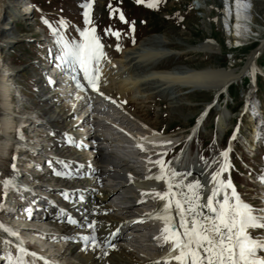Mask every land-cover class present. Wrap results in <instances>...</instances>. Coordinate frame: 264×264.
Listing matches in <instances>:
<instances>
[{"label": "bare ground", "instance_id": "bare-ground-1", "mask_svg": "<svg viewBox=\"0 0 264 264\" xmlns=\"http://www.w3.org/2000/svg\"><path fill=\"white\" fill-rule=\"evenodd\" d=\"M13 1L17 2L16 5L19 6L20 0H0V34L6 31L7 29H11V26L15 24L21 16L20 14H17L19 12L16 13V10L12 12L10 11L11 13H8L7 2H9V4H12ZM250 1L253 5V9L249 11H244V6L240 5V3H236V5H238V9L234 10V8H236L237 6H232L231 0H223L221 2L223 8L222 18L220 21L221 26H225V35L230 41L231 47L236 48L238 50H242L246 47L253 45L254 43H257V39L260 37L259 32L253 27V25H258L254 15L257 8L256 2L254 4L253 0ZM6 13L8 18L6 17ZM234 17H236V20L234 19ZM5 18H7L6 22H4ZM15 40L17 42L18 39ZM250 40H252V42H249ZM152 42L156 44L158 43L157 46H161L163 43H166L165 41H156L155 39L146 40L145 42L140 44V46H137L136 48L125 52L121 60L115 61L109 57L108 49L104 50L103 46H101L102 52L106 55L105 58H102L101 60L102 75L100 76L98 90H88L90 93V97H88V99H85L84 101L90 103L89 105L101 107L103 108V110L110 109L112 112L115 113V115H117L116 118L119 121H124V119H126L125 114H123L122 112L120 113V111H118L119 109L115 108V106L110 103V101L112 100L117 103V105L123 112L140 121L145 127H149L153 131H159V129L153 128L149 124L140 120V118L136 114L129 112L126 108V105L135 102L137 103L139 101L146 102L149 100H155L156 98H160L162 100L167 101L170 113L172 115L173 113L177 115V109H182V107H184L186 104L182 101V99H180L183 94L182 91H187L189 93L195 91L211 92L214 97L218 96L216 97L218 103L219 96L223 94V92L229 90V86H231L234 81V83L239 82V80H241L247 72V68L238 73L231 72L226 69H219L218 72H211L208 70L198 72L190 70L185 72L184 75H179L177 72L174 71L153 72V70L158 67V65L163 59L174 55V53H167L166 51L162 50H159L157 52L155 51V53H151L149 50L143 49L146 43L150 44ZM260 47V50H263L264 46L261 45ZM5 48L6 45H4V43H0V60L1 54L3 53ZM201 48L202 47H200L199 50H201ZM156 49L158 50V47H156ZM220 49L221 48L217 44L211 45L208 42L204 44L203 52L207 54H217L218 52H220ZM255 51L250 56L251 62L256 59L255 56H258L259 51ZM0 73H2L1 67ZM0 77L2 79L5 78L4 75H0ZM66 88L67 91L72 89L71 86H67ZM41 89L43 90L39 91V95L44 96L48 88L42 87ZM39 95L37 96L39 97ZM79 95L80 94L78 93L77 97ZM252 98H254V95L249 96L250 100H252ZM255 102L256 101L253 100L252 105L253 109L257 110L258 106ZM46 103H50V101H46ZM5 105V99L3 98L2 100V97L0 95V113L7 114H0V156L2 157H5L6 154L4 153L3 147L1 146V136L4 133L11 132L10 128H13V126L8 127L7 120L9 117H13L12 115L14 113V111H11L9 107ZM209 105H212V102L206 104L203 115L193 127L194 130L192 135H195L197 134V132H199L198 128L203 124L206 119L207 115H205V111L210 109ZM45 107L47 108L45 109L44 113L39 114L42 119L44 118V116L47 118L46 121L48 122L47 125L50 131V135H40L39 137L43 138L42 141L47 140V143L50 144L49 151L59 149L60 152L58 156L54 151L56 155V169L47 174L46 176L38 178L39 183L34 185L40 191H44L52 197H54L55 195H57L58 197L54 201L50 214L44 216L43 219L38 213L39 210H37V208H35L32 212L31 218H22L23 222H27V224L25 225L26 227L24 226L22 231L24 233L28 232L25 234H33L34 232L32 231V228L29 227V225L32 223H45L50 226L52 225V229L55 233L52 235L44 236L45 242L52 243L53 241H55V239H60V236H64L62 239L66 243H73L69 244L68 247L61 250L59 254H55L56 257L63 262V264H154L153 262H149L147 260L139 258L134 253L124 249V247L122 246L126 244L124 236L127 233L134 232L135 235H140L151 230V224H149L148 222H144L142 224H135L136 220H146V214H144L143 210L141 209L142 206H149L150 208H153L152 214H155L154 223L163 222L162 219L156 218V216L162 215L163 208L161 207V205L164 203L163 201L159 200V197L156 194L164 193L168 190V183H165V181L167 182V178H171V184L173 186H175L176 184L186 185L189 183H194L196 180H199L202 185V202H206L207 197L211 195V192L216 187V183L212 181V175L216 171H219L220 167L223 165V156H217L216 158H214V163H205L200 169L195 167L191 168L192 166H186L185 169H182V167L178 169L170 167L165 170L163 169L165 179H163L159 183L157 179L149 178V176H156L159 174L157 167L153 163H150V161H156L158 159L161 160L162 154L160 152L168 148V146L172 142V139L170 137L165 136L163 138H160L157 135L153 134L152 137L149 138L140 137L141 135L138 134V137L134 139V142L137 144H143L145 142H148L149 140L154 141V139H156L157 142L163 145L159 148L155 147V153L150 155L148 158H144L143 153H140L139 151L134 152V155L137 158L140 157L141 159H143V161L141 160V162L143 163L141 164V166H144L145 170L139 173V171L129 168V158L125 160L121 159L117 155H113L111 153L107 154L102 148L96 147L95 150H91V148H94V146L92 145L90 140L99 138V136L95 135V133L88 128L87 117H83L81 122H78L80 116L83 115L82 111L77 115H69V109H65V106L61 105V103L54 104L49 107L47 104L45 105ZM212 108L213 107H211V109ZM36 109H39V105H36ZM224 112L225 110L220 112L219 118ZM226 116L227 113L225 112L221 121H218L219 118L217 120V127H221L222 125V127L219 129L220 132H227L228 130L229 126L224 127L226 123L229 125ZM249 119L252 122L253 128L252 135L254 136L251 137L252 140L261 139L260 136L264 135V122L261 121L260 124H258L257 120H252L251 118ZM62 121L70 123L68 125V128L65 129L66 131L63 127H61ZM253 123H255V125ZM9 124H12V122H10ZM37 129L42 128L38 126ZM83 131L84 133L90 132L91 135L86 138V134H83ZM53 136H55V139L58 138L59 141L53 142V139L51 138L50 140L52 142H48V138ZM115 136L117 138V143L119 142L120 138L123 141H125L126 139V137L120 136L118 134H116ZM246 142L249 145L248 139L246 140ZM125 143L129 144L128 141H125ZM60 148L62 149L60 150ZM248 149L250 151H253L254 144L250 145ZM8 151H10V148L8 149ZM36 157L38 158V156ZM115 163V169H113L111 173H113L117 177L116 181H119L121 186L119 189L114 191L113 194H110V191L108 193L101 192L100 190H98V186L95 183V177L101 173L99 165H105V167H112ZM35 169L36 168H33V170ZM183 170H185L184 174ZM56 172L70 174L60 176L58 179L55 177V180H50L53 174L56 176ZM173 172L176 173L175 176L171 175V173ZM179 173H181L183 176L179 175ZM188 173H190L191 175H187ZM16 178L19 179L18 176ZM44 178L46 179V182L48 180L49 183H52L51 186H48L47 190H44V185L41 184L43 183L42 181L45 180ZM220 179H223V176H221ZM179 180H181L180 183H178ZM51 181H55L56 186H54V183ZM52 190L55 191L53 192ZM173 191H178V189L173 188ZM67 193H69L70 195H68ZM118 193L130 196L135 200L131 209L129 211H126L122 217L114 215L113 207L109 204L110 198H113V196H116ZM142 193L147 195H142ZM97 194L98 202L97 205H94L93 202H96ZM80 196L83 197V200L85 201L84 203L80 202ZM144 198L146 200H144ZM33 200V203L36 206L35 197L33 198ZM58 200H61V202L59 203ZM137 200H143L144 202L136 203ZM61 209H63V211H61ZM74 210H78L80 214H78V216L74 213L73 215H71L72 213H70L69 211ZM93 212H95V215H93ZM75 213H77V211H75ZM23 214L24 212H22V215ZM0 216L3 217L4 212H0ZM85 216H87L89 222H95V234L99 239L112 240L115 245L120 239H123L124 244L116 245L115 250H110L109 254L103 260H98L97 257L99 256V252H93L91 248H89V250L87 251H83V242L73 238L79 237L80 235L91 234L92 230L86 228L82 230L81 227L72 225L68 221L71 219H76L80 222H84ZM14 218L15 217L10 219L12 220ZM15 220L19 221V218H15ZM31 220L34 222H30ZM116 229H119V233L115 236V238H113L112 233H114ZM76 230L84 231V233H80ZM56 233L58 237H54L56 236ZM144 242L149 243V241L146 240H144ZM44 249V253H46V250L49 251L47 247H45ZM77 251L78 253H76ZM2 263L3 261H0V264Z\"/></svg>", "mask_w": 264, "mask_h": 264}, {"label": "rangeland", "instance_id": "rangeland-1", "mask_svg": "<svg viewBox=\"0 0 264 264\" xmlns=\"http://www.w3.org/2000/svg\"><path fill=\"white\" fill-rule=\"evenodd\" d=\"M222 1L223 0H162V3L158 8L150 9L146 5H138L135 0H91L93 5L91 12V24H85L82 15L84 9L79 6L82 2H84V0H38V2L41 3L40 6L43 10H40L37 14L20 16L15 24H13L12 26L10 25L11 29H7L0 34V43H4V45H6V48L1 54L0 67L3 71H7L9 69L10 71H13L15 73V79H17L18 83H24L25 90H27V92H29L30 94L31 102L35 100L34 95L37 86L34 81L37 80V78L34 77V73H36L37 71L39 61L43 58L48 57L45 56L43 50L37 47V44L39 41H42V39H44L45 33L47 38L52 40V43L55 44V47L62 46L56 44V40L59 37H53L50 31L51 26L57 28L59 34L65 36V40H67L69 36L77 35L80 30L88 31L89 29H95V32L92 34L99 38L101 46L105 47L104 50L108 49V55L114 61L121 60L125 52L130 51L137 46H140V44H142L146 40L155 39L156 41H165L166 43H163L161 46H157L158 43L156 44L154 42L150 44L146 43L144 45L143 49H147L151 53H155V51L157 52L159 50L166 51L167 53H174V55L163 59L158 67L153 70V72L174 71L179 75H184L185 72L190 70L198 72H202L205 70L218 72L219 69H226L228 71L238 73L245 68L244 64H246L248 56L258 47V45L257 43H254L251 46L248 45L249 47H246L242 50H235L231 47V43L225 35V26H221L220 23L223 9L221 5ZM253 1L254 4L256 2L257 6L254 15L258 24L256 26L253 25V27L259 32V35L261 37H259V41L261 42L264 39V0ZM19 2V5L24 3L23 1L22 3L21 0ZM7 3L8 13L10 12V7L15 8L16 12H19L18 14L21 13V10H19V6L16 5L17 2L13 1L12 4H9V2ZM192 5L195 6V11L192 10ZM115 10L122 11L129 23L122 22L119 19V12ZM7 18L4 19V22L7 21ZM45 19L49 21L50 26L44 23ZM60 19L65 20L68 26L60 27ZM133 24L135 27V31L131 30ZM117 31L121 34L119 39H117V37L112 34ZM15 39H18L17 42ZM81 39L84 38L80 37V40ZM209 40H215L217 45L221 49L220 52H218L216 55L205 58V56L202 55L200 51L203 52L204 44L208 43ZM249 42H252V40H250ZM156 47H158V50L156 49ZM200 47H202L201 50H199ZM13 63L16 65H14ZM0 79V83H2L4 81V78L2 79L0 77ZM232 87L233 88L231 90V97L229 102H227L228 97L225 98V95L222 96V98L226 99L222 103L223 106L222 104L220 106V102L217 107L215 106L217 103L216 97L218 96L213 97L214 95L211 92L195 91L189 93L187 91H182L183 94L180 99H182V101L186 104L184 107H182V109H177V115H175L174 113L172 115L170 113L167 101L160 98H156L155 100H149L146 102L139 101L137 103L135 102L127 104L126 108L129 112L136 114L143 122L149 124L153 128L159 129V131L166 132L168 137H180L182 139L186 135V132L189 129L190 125H192L193 121L198 118L196 121L197 123L200 117L203 115L206 104L212 102V105H209L210 109L214 106L216 108L212 110L209 116H207L205 122L198 128L199 133L197 132L198 135L196 137V142H199V146L202 141H206L209 146H207L205 150H201L199 147H195L194 144L192 145L191 152L192 159H194L195 156H199L201 160L210 161V159L212 158L211 156H213L214 153H217V155L214 156V158H216L217 156H219L218 153L222 152V150H224L227 146L224 143V138L222 137L226 134V132L219 131L222 125L221 127L219 126L217 128L215 126L216 119L219 118L218 116L220 115L221 110H225V107H227L226 119L229 123L232 119V127L235 124L234 115L235 117H237L241 113L240 110L236 111L235 107L238 103L243 102L244 89L247 90V87H242L241 83L233 85ZM6 88L11 91L9 81ZM41 88L42 87H39V91L43 90ZM39 91L37 95H39ZM225 92L227 93L228 90ZM13 93H16V95H18V90H14ZM258 94L264 108V82L260 83V91L258 92ZM213 98L215 99L213 100ZM222 100L223 99H220V101ZM21 102H19V100H16V105H14L16 110H19V103ZM34 103H38L37 100H35ZM47 104L50 103L44 102L42 104H37L39 105L38 113H44L45 109L47 108L45 107V105ZM5 106H8L9 109L11 108L8 103H6ZM107 113L110 115V117H113V119L114 117H117V115H115V113L110 109H107ZM224 113H222L219 120L217 119L219 122L223 118ZM125 117L126 119L120 122L124 125L125 128H127V130L131 132H139L141 130V127L139 126V124H137V119L130 115L127 117L126 114ZM130 117H132V119ZM243 118L245 122L244 132L245 134H249L252 128V123L247 120V116H244ZM46 119L47 118L44 116L42 122H45V124L47 125L48 122L46 121ZM8 120L7 126L11 127L10 125H13V122H15V120H12L11 117H9ZM10 122H12V124H9ZM69 124V122L67 123L62 121L61 127H63L65 130L68 128ZM253 124L255 125V123ZM227 126L229 125L226 123L224 127ZM42 128L43 129H40L41 132L39 134H41L42 132L47 134L50 133V131L48 130V125H44ZM171 131L174 132L170 133ZM83 134H86V138L91 135L90 132L84 133V131ZM51 138L53 139V142L59 141L58 138L55 139V136H53L48 138V142H52L50 140ZM97 139L98 138L90 140L92 145L94 146V148L92 147L91 150H95L96 147L99 148L103 145L104 142L101 143ZM120 139L118 144L125 147V150H128L127 152L125 151L124 156H126L127 158L128 156L134 157V152L131 151L130 148H128V146H130V142L127 140V138L125 139V141H128L129 144ZM4 141L2 140L1 146L3 147L5 153L6 144L4 143L6 142ZM8 141L11 142V140L9 139ZM61 149L62 148H60V150ZM53 151H55L59 156V149ZM196 152H198L197 154L199 155H196ZM261 152L253 163L254 166H256L255 164L259 165L257 166L259 168H261L260 164H262V161L264 160V153L262 155ZM6 157L7 156H0V171H5V169H7V164H5V162L3 161ZM214 158L213 161L209 162V164L215 162ZM184 162L185 161H183V163ZM184 164H187L188 167L189 162L187 161ZM195 165L196 164H192V167H194ZM262 165L264 166V163ZM237 171L238 167L236 165V168H234L233 170V174ZM7 173H9V169H7ZM184 173L185 170H183V174ZM241 173L246 174V171L242 170ZM179 175L182 174L179 173ZM251 176H253V174H251ZM18 177L20 178L23 176L18 175ZM55 177L58 179L60 176H55L53 174L50 180H55ZM251 180L257 182L256 184L258 185V187L251 186L246 178L242 179L239 184H241L244 192H246L247 187H250V189H248V192L251 194H247V201L248 203L260 208L264 204V201L260 199V197L264 196V185H262L260 178H251ZM42 182H46V179ZM47 182L49 181L47 180ZM53 183L54 186H56L55 181ZM253 190H255L256 192H253ZM52 191L54 192L55 190ZM67 194L70 195L69 193ZM97 197L98 194L96 195V202H93L94 205H97ZM58 202L60 203L61 200H58ZM147 207L150 208L149 206ZM147 207L142 206L141 209H148ZM75 211H77V213H75ZM69 212L72 213L71 215H73V213L77 216L78 214H80L78 210ZM30 222L34 221L31 220ZM19 223L21 225L27 224V222H23L22 220H19ZM50 227H52V225ZM76 231L84 233V231ZM146 235L147 233H144L141 236ZM54 237H58L57 233ZM60 237V239H62L64 236ZM73 239L79 240L78 237H74ZM58 240L55 239V241H53L52 243L46 242L48 246L47 249H49L50 253L59 254V252L68 247L69 244H73L71 242H67L65 245V241L61 240L57 242ZM118 244H124L123 239H120L116 243V245ZM78 251L76 253H78ZM46 252H48V250H46Z\"/></svg>", "mask_w": 264, "mask_h": 264}, {"label": "snow or ice", "instance_id": "snow-or-ice-1", "mask_svg": "<svg viewBox=\"0 0 264 264\" xmlns=\"http://www.w3.org/2000/svg\"><path fill=\"white\" fill-rule=\"evenodd\" d=\"M138 5H146L150 9L158 8L162 0H135ZM84 9L82 15L85 24H91L92 2L84 0L79 5ZM119 12V19L124 23H129L122 11ZM44 23L49 25V21L45 19ZM50 26V25H49ZM60 27H67L65 20H59ZM53 37H59L56 44L62 47L49 49V54L54 56L55 63L53 67L63 76L70 78V82L81 90H98L100 76L102 75L101 60L104 53L101 50V43L97 36L92 33L95 29L88 31L80 30L77 35L69 36L65 40V36L60 35L57 28L51 27ZM135 31L134 24L131 28ZM75 31V30H73ZM120 38L117 31L112 33ZM80 37L84 40L81 41ZM119 47V46H117ZM254 75L256 74L255 66L252 67ZM6 75V73H0ZM83 81V82H82ZM48 83L55 85L57 81L49 78ZM7 115L6 113H0ZM207 115V113H205ZM23 140V136L18 133ZM224 163L219 171L212 175V181L216 183V187L207 197L206 202L203 201L201 195L202 185L199 180L189 184H176L173 186L168 183V191L166 193H157L163 213L156 216L162 219L165 227L161 230V235L156 237L160 241L159 247L163 250L167 247L166 255L154 264H264V207H256L246 202L242 195L237 191L236 186L231 178L225 176L220 179L223 174L228 173L232 169L229 163V151L221 153ZM18 157H14L17 159ZM159 172L156 176H149L150 179H165L164 170L161 167L162 160L150 161ZM207 163V162H206ZM15 170V165L12 166ZM57 176H64L70 173L56 172ZM175 176L176 173H171ZM187 175H191L188 173ZM261 181H264V174H260ZM15 185L12 180L4 182L5 188H11ZM175 189H186L173 191ZM30 190V189H29ZM5 198L7 193L4 194ZM142 195H147L142 193ZM179 197V198H177ZM83 200V197H79ZM175 200V214L179 217V224L175 222L172 215ZM143 203L144 201H140ZM29 218H31L33 210L25 209ZM63 211V209H61ZM95 215V212H93ZM155 215V214H154ZM72 225L81 228L91 229V234L80 235L78 238L83 242V251L91 250L99 252L98 260H103L110 250H115L116 245L112 240H101L95 234V222H89L87 216L84 222L76 219L68 221ZM142 222V221H141ZM0 230L4 234L11 232L18 239L16 230L0 224ZM119 229L112 233L113 238L118 235ZM6 238V236H5ZM19 256L6 257V264H27L25 256L28 250L23 246L21 240L18 245ZM36 256L35 253H30Z\"/></svg>", "mask_w": 264, "mask_h": 264}]
</instances>
